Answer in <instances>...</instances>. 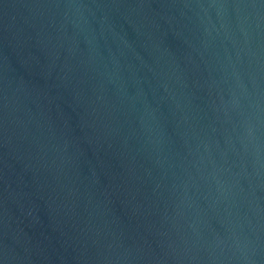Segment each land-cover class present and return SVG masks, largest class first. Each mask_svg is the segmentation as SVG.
Returning <instances> with one entry per match:
<instances>
[{
  "label": "water",
  "instance_id": "1",
  "mask_svg": "<svg viewBox=\"0 0 264 264\" xmlns=\"http://www.w3.org/2000/svg\"><path fill=\"white\" fill-rule=\"evenodd\" d=\"M0 264H264V0H0Z\"/></svg>",
  "mask_w": 264,
  "mask_h": 264
}]
</instances>
